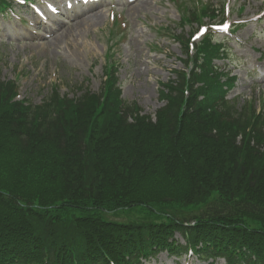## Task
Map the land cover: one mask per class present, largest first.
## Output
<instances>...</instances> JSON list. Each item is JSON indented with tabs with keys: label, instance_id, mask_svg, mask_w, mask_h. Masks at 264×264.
<instances>
[{
	"label": "trees",
	"instance_id": "obj_1",
	"mask_svg": "<svg viewBox=\"0 0 264 264\" xmlns=\"http://www.w3.org/2000/svg\"><path fill=\"white\" fill-rule=\"evenodd\" d=\"M114 82L111 71L99 94L54 92L33 105L12 101L13 85L0 81V264H140L174 249V229L229 264H264V198H240L256 192L248 181L264 187V167L228 150L238 128L199 109L177 121V99L161 109L163 129L148 126ZM235 108L224 104L222 115L236 119ZM137 209L152 219L105 215Z\"/></svg>",
	"mask_w": 264,
	"mask_h": 264
},
{
	"label": "rangeland",
	"instance_id": "obj_2",
	"mask_svg": "<svg viewBox=\"0 0 264 264\" xmlns=\"http://www.w3.org/2000/svg\"><path fill=\"white\" fill-rule=\"evenodd\" d=\"M138 1L139 10L130 11L120 3L117 5L118 9L114 8L117 21L122 27L121 31L112 27L115 34L112 36L116 40L114 57L118 63L122 96L128 101H137L144 112L153 116L155 110L162 105L157 93L159 82L173 78V70L182 67L179 61L183 56L180 42L168 36H160L161 32L157 30L158 27H176L179 21L178 0H173L174 3L171 0ZM209 1L219 9L224 0ZM263 1L230 0L233 16L235 17L241 3L246 5L244 10L250 14ZM140 3H144V7L141 8ZM109 7L108 4L92 7L99 18L72 30L60 42L52 38V35L49 36L48 32L51 28L62 30L73 24L75 19H69L76 17L75 12L61 16L62 21H57L58 17L52 18L47 32L29 17L27 25L10 17L0 18V77L3 80H15L19 85L18 99L27 98L32 103H39L53 85L58 87L61 94H68L70 97L79 94L75 87L80 84L97 91L103 78L101 66L104 53L109 47L108 32L112 26L108 16ZM19 9V13L21 9L24 10L20 13L22 16L27 14L24 7ZM192 28H177L175 32L185 39ZM252 28L253 24L238 30L239 36L245 40ZM259 30L260 27L255 29L256 32ZM34 31L44 36L36 35ZM227 46L230 47L231 62L221 60L215 63L236 77L234 87L227 93L228 98H236L234 102H237L238 107L247 103L246 100H251L257 106L264 104V82L259 80L261 71L255 73L257 79L247 74L252 70V61L259 54L264 58V32L256 34L244 47L233 41ZM253 46L262 49L254 52ZM232 63L239 65L233 68ZM237 94L239 95L234 97ZM137 214L134 217L141 218ZM117 217L125 219L124 215ZM176 238L183 242L179 234H176ZM184 257L179 259L163 252L154 259L144 261V264H206L200 262L196 255L187 256L185 261ZM218 264L224 262L220 260Z\"/></svg>",
	"mask_w": 264,
	"mask_h": 264
},
{
	"label": "bare ground",
	"instance_id": "obj_3",
	"mask_svg": "<svg viewBox=\"0 0 264 264\" xmlns=\"http://www.w3.org/2000/svg\"><path fill=\"white\" fill-rule=\"evenodd\" d=\"M140 7H142V5ZM131 8L138 10V7L136 5H133ZM87 12H88V10L85 12L78 13L76 15L78 17V20L74 21V23L71 24L70 26H68L67 28L61 30V32L58 33L54 37V39H56V41H59V42L62 40H65L67 38V36L69 34H71L72 30L78 29V28L82 27L83 25H86V24L90 23L91 21L98 19L99 16H98L97 12H95V13L92 12L88 17H83V15Z\"/></svg>",
	"mask_w": 264,
	"mask_h": 264
},
{
	"label": "snow or ice",
	"instance_id": "obj_4",
	"mask_svg": "<svg viewBox=\"0 0 264 264\" xmlns=\"http://www.w3.org/2000/svg\"><path fill=\"white\" fill-rule=\"evenodd\" d=\"M228 27H229V26H228L227 24H225V25L223 26V30L227 31ZM204 31H206V30H205V29H202L200 34L202 35V34L204 33ZM194 39H196V37H194Z\"/></svg>",
	"mask_w": 264,
	"mask_h": 264
}]
</instances>
